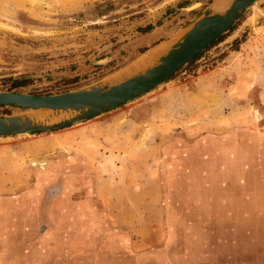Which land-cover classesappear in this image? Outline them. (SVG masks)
<instances>
[{"label":"rangeland","instance_id":"374dc122","mask_svg":"<svg viewBox=\"0 0 264 264\" xmlns=\"http://www.w3.org/2000/svg\"><path fill=\"white\" fill-rule=\"evenodd\" d=\"M214 1L0 0V92L131 76ZM0 144V264H264V0L141 98Z\"/></svg>","mask_w":264,"mask_h":264},{"label":"water","instance_id":"95a60500","mask_svg":"<svg viewBox=\"0 0 264 264\" xmlns=\"http://www.w3.org/2000/svg\"><path fill=\"white\" fill-rule=\"evenodd\" d=\"M215 0L192 20L169 48L157 57L148 52L136 63L134 74L119 77L112 83H99L88 89L56 95H31L0 92V107L19 108L33 116L0 117V138L45 133L114 111L158 88L170 77L227 34L259 0ZM197 5V6H196ZM194 4L185 9L198 8ZM152 40L153 35H149ZM154 56V62L143 68L142 60Z\"/></svg>","mask_w":264,"mask_h":264},{"label":"crops","instance_id":"0c3cea01","mask_svg":"<svg viewBox=\"0 0 264 264\" xmlns=\"http://www.w3.org/2000/svg\"><path fill=\"white\" fill-rule=\"evenodd\" d=\"M261 27H257L255 29H259ZM254 29V30H255ZM181 33V28L179 31H174L172 34H169L168 36L164 37L163 39H153L151 42H150V46L151 48L148 50V54H152L154 55L155 57H157L158 55H160V53L164 52L165 50H167L169 48V46L171 45V43L173 42V40ZM259 36H255L253 35L251 38L252 40H254L255 38H258ZM243 49V48H242ZM241 51L240 52H235L234 55L232 54L231 56H234L233 57V62L231 63L232 67H229V70H231V68H236L237 65L239 68V65H240V57L244 55V52L245 51ZM154 56H148V57H145L143 60H142V66L140 68H143ZM239 56V58L237 57ZM149 58V59H147ZM235 58V59H234ZM145 60V61H144ZM144 61V62H143ZM144 65V66H143ZM230 65V66H231ZM240 71V70H238ZM246 86V85H245ZM255 84L252 83L251 85H248V87L246 88V90H252L254 88ZM8 148V146L6 145H2L0 144V152H3L5 151L6 149ZM2 163V161H0V164Z\"/></svg>","mask_w":264,"mask_h":264},{"label":"bare ground","instance_id":"6f19581e","mask_svg":"<svg viewBox=\"0 0 264 264\" xmlns=\"http://www.w3.org/2000/svg\"><path fill=\"white\" fill-rule=\"evenodd\" d=\"M224 3H226V0L223 1V2L221 1V3H220V5L218 6V8H219V9H222V8L224 7ZM143 59H144V58H143ZM147 59H149V58H147ZM154 59H155V58L153 57V58H152V59H151V60H150L145 66H147V65H149V64H152V63L154 62ZM144 61H145V60H144ZM144 61H143V62H144ZM143 66H144V65H143ZM145 66H144V67H145ZM134 67H135V66H134ZM132 72H133V70H132ZM33 165H38V167H40L41 169H44V168H43V166H44V162H34Z\"/></svg>","mask_w":264,"mask_h":264},{"label":"trees","instance_id":"16d2710c","mask_svg":"<svg viewBox=\"0 0 264 264\" xmlns=\"http://www.w3.org/2000/svg\"><path fill=\"white\" fill-rule=\"evenodd\" d=\"M233 30H234V27L230 30V32L233 31ZM224 37H225V35L224 36H221L215 43L221 41ZM214 44H211L209 47L213 46ZM17 84H19V83H16L15 85H17Z\"/></svg>","mask_w":264,"mask_h":264},{"label":"flooded vegetation","instance_id":"af4514ba","mask_svg":"<svg viewBox=\"0 0 264 264\" xmlns=\"http://www.w3.org/2000/svg\"><path fill=\"white\" fill-rule=\"evenodd\" d=\"M212 44H213V43H212ZM197 56H198V55H197ZM197 56H196V57H197ZM189 63H190V62H189ZM189 63H188V64H189Z\"/></svg>","mask_w":264,"mask_h":264}]
</instances>
